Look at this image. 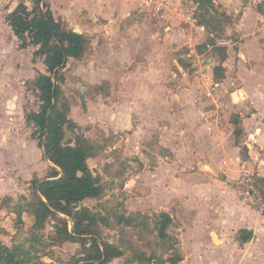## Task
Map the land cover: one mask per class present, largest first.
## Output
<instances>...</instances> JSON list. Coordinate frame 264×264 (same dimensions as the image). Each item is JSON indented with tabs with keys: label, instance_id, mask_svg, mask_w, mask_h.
<instances>
[{
	"label": "crops",
	"instance_id": "crops-1",
	"mask_svg": "<svg viewBox=\"0 0 264 264\" xmlns=\"http://www.w3.org/2000/svg\"><path fill=\"white\" fill-rule=\"evenodd\" d=\"M219 2L223 10L233 17L232 23L225 28L233 38H224L227 41V58L221 64L225 78L216 82L217 103L203 96L206 110L200 108V114L206 129L201 134L197 128L190 127L192 122L188 119L192 113L187 112L188 108L183 109L179 116L183 117L180 120L185 128H179L176 142H171L169 135L166 138L161 135L159 160L150 165L144 163L143 170L139 172L145 179L146 190L141 199L148 206L146 208L156 201V204H161L158 213L169 212L173 222L179 224L180 264L186 261L204 263L206 258L212 260L219 253L224 260L229 255L225 251L229 249L237 250L242 262L247 259L259 263L264 259V214L244 206L229 186V181L238 176L242 162L247 168L264 163V76L259 80H245L246 76L255 77L258 69L264 72V1L216 0L217 4ZM16 5L12 2L0 17L6 24V30L10 27L5 16ZM49 5L55 18H62L67 28H77L88 38L87 51L76 66L79 75L89 76L93 85L105 84L107 91L99 92L102 97L109 98L113 104H136L150 101L152 96L155 98L150 92L152 88L161 87L163 90L162 82L154 81L157 71H165L166 67V55L161 47L157 54L158 32L136 29L139 25L137 13L148 14L141 0H49ZM164 22L167 23L165 39H169L170 48L177 51L180 45L174 46V37L184 30L174 18ZM202 32L205 33L206 29ZM137 56L139 59L136 61ZM177 66L184 70L180 59ZM226 80L227 85L239 86V89L231 92L225 101L219 94V88ZM201 93L204 94L203 91ZM199 102L195 100V103ZM226 108L230 110L228 127H221ZM115 115L119 117L122 113L117 111ZM235 119L241 129L238 135L234 132ZM167 128L163 127L164 132ZM170 152L174 153L173 157L172 154L171 157L166 156ZM201 152L209 162L198 159V156L202 158ZM194 158L197 160L196 170L190 171ZM2 186L0 192L7 189ZM5 196L14 199V195L7 191L0 193V215L15 216L10 208L1 204ZM158 213L156 211L155 214ZM9 230L6 229L7 232ZM240 230L251 233L249 240H239ZM6 238L4 233H0V242L12 247L14 244H7Z\"/></svg>",
	"mask_w": 264,
	"mask_h": 264
},
{
	"label": "rangeland",
	"instance_id": "rangeland-1",
	"mask_svg": "<svg viewBox=\"0 0 264 264\" xmlns=\"http://www.w3.org/2000/svg\"><path fill=\"white\" fill-rule=\"evenodd\" d=\"M20 1L0 0V17L12 2L18 4ZM22 1L28 7L30 6L29 0ZM44 1L49 3V0ZM171 1L174 6L182 8L188 13H194L196 18L200 20V11L197 10V5L192 1ZM216 5L219 11L224 9L220 2ZM137 15L139 18L137 31L149 32L152 30V32H158L159 39L157 42L159 45L157 48L159 51L157 54H159L161 47V51L166 55L164 57L166 67H164L165 71L160 73L157 71L154 81L162 82L164 92L161 87L152 88L150 92L156 97L152 96L149 98L150 101H139L136 104H113L109 98L102 97L99 93L107 91L105 84L101 87L96 84L93 85L89 76L83 75L81 77L79 75L78 66H76L79 60L71 61L67 65L63 71L64 80L60 87L63 96L68 98L70 105L68 117L76 125L75 133L82 132L98 150L95 156L87 160V163L93 173L102 175V182L105 187L104 194L99 199H86L82 204L102 214L110 213V216L114 212L122 213L128 217L131 213L141 212L149 216L151 223L156 211L157 213L160 211L161 204L152 201L151 207L146 208L148 206L144 205V200L141 199L144 196V190H146L145 179L142 174H139L143 170L144 163L150 165L159 160L157 155L160 152V141L163 139L161 135H164L165 138L169 135L170 141L176 142V137H179V128L181 130L185 128L180 120L183 117L179 116L183 109L188 108L187 112L192 113L188 119L189 122H192L190 127L197 128L201 134H203L202 130L206 129L200 114V108L202 111L206 110V101L201 93L205 91V85L200 79L194 77L190 69L189 63L192 52L189 46L193 47L192 50L195 52L204 53L212 59L213 80L214 82L223 81L225 78L224 71L221 80H216L214 69L219 64L223 65L221 63L227 58V49L224 60H221L223 52L220 49H215L216 44H212L210 41L211 38L217 39V41L222 40L221 38H225V40L228 37L233 38V34L227 32L226 24L223 29L213 31L211 26L206 23H202L206 27L205 33L198 31L191 34L188 32L189 26L184 23L180 24L177 20L179 27H182L184 31H180V34L174 37L176 41L174 46L180 45L178 50L174 51L170 48V40L165 39L167 32L164 27L167 23L164 22L163 18H154L146 12L137 13ZM60 19L62 20V18ZM4 25L6 26L0 19V186L3 185L2 187L6 186L7 188H4L0 193L7 191L14 195L13 202L9 204V208H11L12 204L20 199L19 195L30 196L31 188H28V185L33 178L42 179L49 172V163L45 160L42 147H40L39 131L33 124H27L25 121L26 114L38 111L40 106L39 95L31 82L40 72L47 73V71L42 59L33 57V52L37 47L31 46L25 50H20L17 47L18 41L16 38L13 39L12 31L10 28L6 30ZM166 40L169 43L168 46ZM199 47L201 51L198 50ZM138 57H136V61L139 59ZM179 59L184 63V70L177 66ZM262 75L264 76V72L261 73L258 69L254 73L255 77L246 76L245 80H259L263 78ZM227 82L228 80L226 83L223 82L219 88V94L225 101L231 92H237L239 89V86L231 87L229 84L227 85ZM79 87H82L85 95L84 106L81 104ZM197 99L198 102L200 101L199 103H195ZM118 108L120 109L118 110ZM117 111L121 112L122 115L117 117L115 115ZM225 113L221 127H228L230 110L226 108ZM179 121L180 124L178 125L177 122ZM164 126L168 127L166 132H164ZM171 154L173 157L174 153L172 152L166 156L171 157ZM201 154L202 158L198 156V159H202L206 163L209 162V158H206L204 153L201 152ZM196 161L194 158L193 169L189 168L190 171L196 170ZM243 167L242 162L240 168ZM246 167L248 166L246 165ZM242 203L244 206L254 208L249 203L243 201ZM7 216L9 215H0V233L7 236V240L4 241L10 246L19 243L28 246L25 241L30 236L33 223L32 216L25 213L23 225L19 228L14 227L15 216L10 215L9 218ZM140 219L138 222L141 221ZM110 221V226L102 229L103 237L115 244L130 245L133 249H125L124 256L115 258L108 264H125L126 259L132 256L133 250L144 251L148 255L154 249V234H150L141 225L136 228L118 224L113 215ZM51 225L52 221L48 220L41 232L45 237L52 232ZM178 225V222H173L170 231L177 238L178 249H180V240L177 236L181 232L177 230ZM6 229H10L9 232ZM79 248L77 243L72 242L58 243L56 246L45 245V248L39 245L40 252L38 255H42L41 259L46 263L72 264L71 258ZM225 252H229V255L226 254L227 258L224 260L220 257L222 253H219L220 255L218 254L219 256H215L212 260L206 258L204 263L186 261L183 264H264V259L259 263L247 259L242 262V259L238 257L237 250L229 249ZM43 253L47 255L43 256ZM161 256L167 257L168 253L162 251ZM232 256L237 258H232Z\"/></svg>",
	"mask_w": 264,
	"mask_h": 264
},
{
	"label": "trees",
	"instance_id": "trees-1",
	"mask_svg": "<svg viewBox=\"0 0 264 264\" xmlns=\"http://www.w3.org/2000/svg\"><path fill=\"white\" fill-rule=\"evenodd\" d=\"M190 1L200 11V20L193 13L197 23L209 24L213 31L232 23V18L223 9L219 11L216 0ZM29 2V7L22 0L18 2L6 14L5 22L18 41L17 47H37L33 57H40L46 67L47 73L40 72L31 82L39 95V110L26 114L25 121L39 131L40 147L46 153L49 172L42 179L33 178L28 185L31 188L30 196L21 194L20 199L12 204L10 209L15 214V228L23 225V213L32 216L33 223L30 236L25 241L28 246L19 243L8 247L0 242V264H54L41 259L42 255H38L39 245L45 248V245L56 246L63 242L77 243L80 247L71 258L72 264H108L124 256L125 249H133L130 245L115 244L103 237L102 229L110 226L112 215L118 224L136 228L141 225L155 237L154 249L148 255L144 251L133 250L125 264H180L181 250L178 249L177 238L170 231L173 217L169 212L156 214L150 223L149 216L141 212L131 213L129 217L114 212L110 216V213L102 214L82 204L86 199H99L105 187L102 175L94 174L87 163L98 150L82 132L75 133L76 125L68 117V98L63 96L60 84L64 80L63 71L71 61L84 56L89 40L83 33L67 28L60 18H55L48 2L45 10L42 9L44 0ZM210 42L216 44L215 49L223 52L221 60H224L226 47L217 45V39L211 38ZM198 50L201 51L200 47ZM65 54L67 60L61 67ZM180 62L184 67L181 59ZM57 68L53 90V75ZM223 71L220 64L214 69L216 80L223 76ZM233 123L234 132L238 135L241 132L239 123L236 119ZM260 184H264V178L260 179ZM13 200L5 196L1 204L9 208ZM138 219L141 221L138 222ZM48 220L52 221V232L45 237L41 232ZM69 220L72 221L71 225ZM250 237L249 231H239L241 242H246ZM162 251L167 252L168 256L162 257Z\"/></svg>",
	"mask_w": 264,
	"mask_h": 264
},
{
	"label": "built area",
	"instance_id": "built-area-1",
	"mask_svg": "<svg viewBox=\"0 0 264 264\" xmlns=\"http://www.w3.org/2000/svg\"><path fill=\"white\" fill-rule=\"evenodd\" d=\"M141 5L154 18L164 20L174 18L186 24L191 34L205 30L203 25L197 23L192 13L174 6L171 0H141ZM225 43L227 41L224 39L217 41V45L225 46ZM192 48L190 69L194 77L205 85L204 98L212 99L216 104L218 84L213 80L212 59L204 53L195 52ZM261 178H264V163L253 168H241L238 176L229 181V186L241 201L249 203L259 213L264 214V184H260Z\"/></svg>",
	"mask_w": 264,
	"mask_h": 264
},
{
	"label": "water",
	"instance_id": "water-1",
	"mask_svg": "<svg viewBox=\"0 0 264 264\" xmlns=\"http://www.w3.org/2000/svg\"><path fill=\"white\" fill-rule=\"evenodd\" d=\"M42 9H43V10L46 9V2H43V3H42ZM73 31H74V32H78V29H77V28H74ZM66 60H67V56H66V54H65V55H64V62L62 63L61 67H63V65H64V63L66 62ZM58 70H59V68H57V69L54 70V75H53L54 89H53V90H55V86H56V80H55V77H56V73L58 72ZM79 93H80L81 104L84 106V105H85V95H84V92H83V90H82V87H79ZM43 153H44V157H45V159L47 160L46 153H45V152H43ZM47 161H48V160H47ZM62 175H63V174H61V176H62ZM69 222H70V225H71L72 221L69 220Z\"/></svg>",
	"mask_w": 264,
	"mask_h": 264
}]
</instances>
